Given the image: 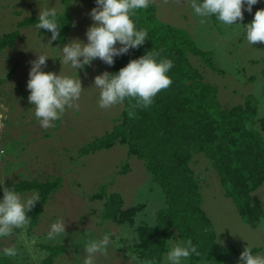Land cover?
<instances>
[{
	"label": "rangeland",
	"instance_id": "1",
	"mask_svg": "<svg viewBox=\"0 0 264 264\" xmlns=\"http://www.w3.org/2000/svg\"><path fill=\"white\" fill-rule=\"evenodd\" d=\"M150 5L155 6L162 23L184 30L198 47L212 53L221 73L209 68L203 72L206 80L217 86L225 108L243 104L252 96L258 102L259 117H264V46L259 42L249 45L244 29L255 12L264 8V0L253 6L252 13L245 11L243 21L235 22L240 24L236 26L215 23L212 18L202 23L189 0H151ZM46 6L56 7L60 15L69 13L72 18L63 44H55L35 24L20 25L27 19L38 20L39 11ZM93 7L95 0H72L69 5L62 0H0V35L18 32L15 45L0 54V151L3 152L0 198L4 188L10 189V184L60 180L59 188L50 196L35 226L31 227L29 220L23 228L14 229L10 237L0 238V250L17 247L18 255L12 259L20 264H43L49 253L46 246L63 248L54 264H82L85 253L76 241L87 229L92 238L114 233L115 245L107 255H98L96 264H135L131 257L138 255L136 246L140 242L136 228L155 225L157 213L165 207L161 186L142 162L129 154L125 144L117 142L110 148L90 149L91 144L114 130L123 112L122 104L108 109L98 106L99 89L94 87V78L110 66L98 58L84 69L63 65L61 61L60 50L65 45L75 39L87 42L85 33L93 23L88 13ZM40 54L49 56L44 71L79 78L84 89L75 102L78 107L67 108L61 119L48 129L36 120L26 88L30 61ZM16 65L14 73L7 78ZM191 166L200 180L203 209L212 222L220 248L235 251V264L247 246L254 253L264 254V227L253 228L239 215L235 203L225 194L218 172L203 155H197ZM98 194L120 195L124 208L141 205L133 224L130 219L118 222L104 218L105 200L97 197ZM252 197L264 208V184ZM57 219L66 223L67 235L62 243L45 238L50 224ZM178 240L176 231L168 248Z\"/></svg>",
	"mask_w": 264,
	"mask_h": 264
},
{
	"label": "trees",
	"instance_id": "2",
	"mask_svg": "<svg viewBox=\"0 0 264 264\" xmlns=\"http://www.w3.org/2000/svg\"><path fill=\"white\" fill-rule=\"evenodd\" d=\"M62 1L66 5L72 2ZM133 20L139 28L148 31V38L139 49L117 57L108 72H118L130 60L149 51L159 52L174 62L169 72L172 83L157 94L149 108L137 109L133 117L128 115L129 101H125L121 121L109 135L91 144L90 149L110 148L117 142L125 144L129 154L142 162L163 190L165 207L157 213L155 225L136 228L140 241L136 247L141 258L147 256L163 264L162 258L177 231L180 240L192 239L201 252L189 264H235V251L223 250L217 243L212 222L203 209L201 183L191 163L197 155H203L218 172L225 194L233 200L239 215L251 227L258 228L264 217L261 202L252 197L264 184V117H259L258 102L249 96L245 103L225 108L217 86L207 81L203 72L209 68L221 73L212 53L198 47L184 30L162 23L154 5L138 10ZM36 22L27 19L20 25ZM60 22L59 37L54 41L57 45L66 41L71 29L69 13L60 15ZM41 33L51 36L43 29ZM17 38L18 32L0 35V54L12 48ZM59 186L60 180H24L10 184V188L16 187L19 192L35 191L40 196V201L28 213L31 227L38 223L44 206ZM97 197L105 200L104 218L118 222L130 219L133 224L134 216L142 207L124 208L118 194ZM46 249L49 253L43 264H54L63 251L58 246H46ZM0 264L20 263L2 256Z\"/></svg>",
	"mask_w": 264,
	"mask_h": 264
},
{
	"label": "clouds",
	"instance_id": "3",
	"mask_svg": "<svg viewBox=\"0 0 264 264\" xmlns=\"http://www.w3.org/2000/svg\"><path fill=\"white\" fill-rule=\"evenodd\" d=\"M151 0H95V7L88 13L92 24L88 27L86 43L79 39L65 45L62 50V63L72 68L84 69L95 59L113 66L117 57L129 53L131 49H139L148 38V31L139 28L133 17L138 10L147 9ZM261 0H189L194 14L204 23L215 18L223 25H240L244 12L252 13L253 6ZM75 27V23L73 24ZM37 29L51 33V41L59 37L61 22L56 7H43L39 11L35 24ZM245 39L249 45L264 43V8L255 12L250 23L244 25ZM117 44L120 46L117 47ZM49 56L40 54L30 61L29 79L26 88L28 101L34 107V115L40 126L48 129L61 119L67 108H72L84 90L79 78L44 71ZM174 67L172 59L163 57L159 52L149 51L139 58L132 59L126 66L112 73L104 71L94 78V87L99 89L98 106L102 109L129 101V117L135 115L137 109H147L157 94L168 88L171 83L169 75ZM134 101V103H133ZM0 155L3 152L0 151ZM40 201L38 193L22 194L16 187L4 188L0 198V238L10 237L14 229L23 228L29 223L28 213ZM151 222V221H150ZM264 227V217L259 221ZM67 235L66 223L57 219L50 224L46 239L62 243ZM127 235V232H125ZM76 243L83 246L85 256L82 264H96L98 255H107L109 248L115 245L114 233L107 232L100 238H92L88 234L77 238ZM219 243H222L221 241ZM18 255L16 246L0 250V256L14 258ZM193 256L200 257L192 239L178 240L170 246L165 254L163 264H186ZM135 264H157L154 258L133 255ZM237 264H264V254L254 253L250 247L241 252Z\"/></svg>",
	"mask_w": 264,
	"mask_h": 264
}]
</instances>
